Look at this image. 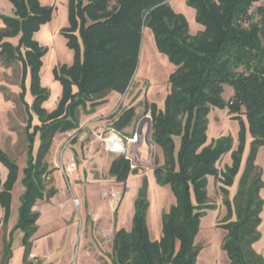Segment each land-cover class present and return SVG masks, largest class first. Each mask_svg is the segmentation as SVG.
Returning a JSON list of instances; mask_svg holds the SVG:
<instances>
[{
	"label": "trees",
	"instance_id": "16d2710c",
	"mask_svg": "<svg viewBox=\"0 0 264 264\" xmlns=\"http://www.w3.org/2000/svg\"><path fill=\"white\" fill-rule=\"evenodd\" d=\"M10 1L14 15H0L5 24L0 29V60L7 66L21 63L19 84L23 88L27 69H31L33 107L41 121L36 125L40 130L38 157L36 162L30 157L24 169L25 192L16 225L24 233L25 259L37 230L39 213L33 208L38 200L49 201L57 192L47 185L53 169L45 161L56 133L78 128L81 111L93 113L110 93L126 92L137 69L143 27L149 26L159 51L175 66L163 107L156 103L145 107L151 118V142L164 155L163 163L156 164L153 171L159 183L171 185L175 201L163 214L161 238L153 241L146 221L149 202L144 181L134 203L131 230L121 229L114 234L112 263L195 264L202 249L195 243L201 219L208 209L216 208L208 194V177L214 176L224 184L220 189L227 216L220 225L227 231L222 249L229 264H264V255L254 248L261 238L264 206L260 195L264 181L256 163L258 149L264 145V0H187L202 27L195 33L168 0H68L70 26L64 33L76 53L71 65H64L62 73L56 71L64 91L59 105L51 111L41 107L49 97L40 73L46 48L34 35L50 20L53 7L40 0ZM7 38H17L18 42ZM225 85L232 87L228 100L223 98ZM19 98L27 105L22 95ZM212 107H227L235 118L245 115L252 136L250 153L232 199L228 186L240 169L245 128L240 131L236 148L230 135L209 140ZM134 117L135 108H128L112 126L123 131ZM32 135H28L30 146ZM230 152L232 164L218 169L217 163ZM0 160L9 169L0 191L2 221L7 222L17 164L2 151ZM131 172L135 170L124 155L116 157L108 171L118 182H126ZM5 249L10 254L11 240Z\"/></svg>",
	"mask_w": 264,
	"mask_h": 264
},
{
	"label": "rangeland",
	"instance_id": "374dc122",
	"mask_svg": "<svg viewBox=\"0 0 264 264\" xmlns=\"http://www.w3.org/2000/svg\"><path fill=\"white\" fill-rule=\"evenodd\" d=\"M40 1L44 5L53 7L50 20L42 24L40 29L34 35V38L40 43V45L46 48L40 73L42 84L49 91V97L42 102L41 107L45 110L51 111L59 105L64 91L61 79L56 77V71L58 70L62 73V67L64 65L72 64L76 50L69 45L67 36L64 33V30L70 26L68 0ZM168 2L176 12H179L186 17L190 27L194 31L198 25L196 21V10L187 3V0L184 2L183 0H168ZM17 40V38H14V43H16ZM174 67V63L169 57L159 51L152 28L149 26L143 27L137 69L130 80L126 92L123 94L116 92V94L118 93V98L116 99L118 109L121 108L122 110H126L134 107L136 110V117H134L128 130H126L127 134L134 132L139 124L140 127L146 123L148 125V122L145 120L147 115H150L149 112L147 113L145 111L147 104L156 103L160 108L163 107L164 100L169 91L168 79L174 71ZM22 75L23 70L20 62L15 61L7 66L0 60V151L6 153L17 164L16 178L10 188L11 199L14 198L16 206L21 205V197L25 192V186L22 180L24 177V169L27 167L30 157H32L34 162L37 161L40 144V130L36 125L40 124L41 121L36 109L33 107L34 96L31 92V69H27L26 77L24 78L25 88L19 84ZM73 91H77L76 86H73ZM231 94L232 87L225 85L223 98L228 100ZM20 95H22L27 105L24 106L22 104L19 98ZM233 115L234 114L231 113L227 107H212L208 116L209 124L207 129V137L209 140L224 135H230L234 139V148H236L240 131L243 126L245 128L246 142L240 169L233 183L228 186L230 199H232L237 192L240 176L245 168L246 160L250 153L252 140L246 116L241 115L240 118H235ZM83 116L84 113L81 111L80 119ZM83 125L84 126L81 128L79 125L78 128L68 131V135H66V139H64V144L62 142L61 134L65 132H57L52 142L51 151L45 158V161L49 166H52V163L54 164V162H57V168H54L52 173L54 172L57 185L63 187V190H60L61 194L66 193L65 191L67 190L70 191V184L74 181H71V177L65 175L64 172L61 173L58 168V166L66 160L65 149L73 142V140H79L82 144L91 138L98 140L95 135L96 132L106 129V126L98 130V127L92 128L90 124ZM30 134H33L32 146H30L28 140V135ZM148 139L149 144L146 140L143 142V138H141L139 143L132 146L134 147L133 150L137 153L139 167L135 169V172H131L128 176L127 180L129 182H127L126 185L127 195L125 202L127 203L129 199L132 198L135 203L138 196V190L143 182L146 181V193L149 202L146 221L149 228V234L151 231L152 236L157 237L163 232V214L170 209L175 201V197L171 185L168 183H159L154 171L148 177L143 176L152 170L156 164H162L164 161L162 149L152 143L150 138ZM113 155H117V157L119 156L118 153H113ZM85 156L88 157L87 152L85 153ZM80 158H82V166L89 163L86 161L87 159L83 158L81 153ZM75 160L78 167L80 161L77 157ZM256 163L262 172V179L264 181V145L258 149ZM231 164L232 156L230 152L221 158L217 163V167L220 170H224L227 165ZM50 169L52 168L50 167ZM8 172V167L0 160V191L5 187ZM77 172L78 168L76 170V173ZM105 177L108 176L106 173H103L102 178ZM50 184V179H47L48 187ZM223 185L222 180L217 179L214 176L208 177V194L210 200L216 204V208L208 209L201 219L200 230L207 232V234L210 233L209 231L212 229V226L215 225H218L221 229L225 230L220 225L224 222V219L227 216V207L223 202L224 195L220 189V186ZM261 191L260 195L264 200ZM113 193H116V197L112 196ZM107 197L110 198L111 203L116 205V203L119 202V197H121V195L117 194L115 188L109 192ZM0 206H2L1 203ZM1 215H3V213H1ZM262 221H264V206L262 211ZM259 231L261 232V238L257 241L258 245L257 242L254 244V248L257 250L256 247L261 246L264 250V223L259 226Z\"/></svg>",
	"mask_w": 264,
	"mask_h": 264
},
{
	"label": "crops",
	"instance_id": "0c3cea01",
	"mask_svg": "<svg viewBox=\"0 0 264 264\" xmlns=\"http://www.w3.org/2000/svg\"><path fill=\"white\" fill-rule=\"evenodd\" d=\"M185 0H183L184 2ZM0 15H14V6L10 0H0ZM5 26L0 17V29ZM193 33L202 29L201 25ZM13 41L14 38H7ZM18 42V40H17ZM16 42V43H17ZM118 93L112 92L106 101L97 105L93 113L84 114L80 119V128L83 124H90L98 130L112 125L119 118L124 109H118L116 99ZM100 127V128H99ZM129 126L123 131L126 132ZM148 131L147 123L143 125V133ZM68 132L62 133L64 144ZM145 139H143L144 142ZM149 144V139L146 140ZM140 147V146H139ZM66 160L58 168H65L72 158L79 159L78 172L71 175L70 191L61 194L63 187L57 185L54 172L50 174V186L57 189L56 194L49 200H38L34 210L39 213L36 222L37 230L33 234L30 255L25 259V246L23 244V231L16 228L19 219L20 206L11 199V213L7 222L2 221L4 209L0 206V264H113V237L116 231L131 230L134 216V200L126 203V182H118L108 171L117 155L107 150L102 141L89 139L84 144L73 140L65 149ZM88 153V157L85 153ZM88 164L82 166V158ZM52 169L57 168V162L51 164ZM154 169V168H153ZM150 170L143 176H150ZM103 173L108 177L102 178ZM120 194L119 202L114 205L108 196L112 189ZM136 194V190H135ZM264 196V188L261 191ZM74 198L80 200V205L74 204ZM134 198V197H133ZM129 219V220H128ZM264 223V221L261 222ZM210 233L200 230L195 243L202 246L195 264H229L227 253L222 249L227 231L218 225L212 226ZM207 234V235H206ZM156 235V234H155ZM159 236H152L153 241ZM11 240V252H6V242ZM258 245V242H257ZM261 254L264 250L257 246ZM263 252V253H262Z\"/></svg>",
	"mask_w": 264,
	"mask_h": 264
},
{
	"label": "built area",
	"instance_id": "2783aa9c",
	"mask_svg": "<svg viewBox=\"0 0 264 264\" xmlns=\"http://www.w3.org/2000/svg\"><path fill=\"white\" fill-rule=\"evenodd\" d=\"M147 117H150V115H147ZM140 129L141 127L139 124L134 132L127 134V132L119 131L112 125H109L105 130L96 132L95 135L99 141L105 144L107 150L118 153L119 155H124L125 158L130 161L131 169L135 170L139 167V160L132 146L139 143L141 138L147 140L145 134L140 133ZM77 168V162L72 158L65 168L61 167V170L65 175L71 177V175L76 173ZM112 196L116 197V193H113ZM73 200L76 206L80 205V200L78 198H74Z\"/></svg>",
	"mask_w": 264,
	"mask_h": 264
},
{
	"label": "water",
	"instance_id": "95a60500",
	"mask_svg": "<svg viewBox=\"0 0 264 264\" xmlns=\"http://www.w3.org/2000/svg\"><path fill=\"white\" fill-rule=\"evenodd\" d=\"M145 120L148 122V131L145 133V138L146 139L150 138V141H151V118L146 117ZM140 133L141 134L143 133V126H141Z\"/></svg>",
	"mask_w": 264,
	"mask_h": 264
}]
</instances>
